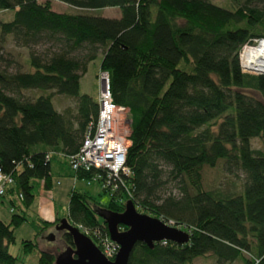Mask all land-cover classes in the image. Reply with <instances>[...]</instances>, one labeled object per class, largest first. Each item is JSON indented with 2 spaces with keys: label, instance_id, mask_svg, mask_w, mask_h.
Masks as SVG:
<instances>
[{
  "label": "trees",
  "instance_id": "trees-1",
  "mask_svg": "<svg viewBox=\"0 0 264 264\" xmlns=\"http://www.w3.org/2000/svg\"><path fill=\"white\" fill-rule=\"evenodd\" d=\"M62 1L78 12L54 11L48 0H0V11H13L0 22L2 35L28 49L48 46L42 56L30 52L26 71L0 69V169L13 180L0 195L9 212L0 218V264H18L8 245L14 229L29 222L39 187L50 189L54 176L86 181L96 172L73 171L68 157L98 116V102L79 87L99 53L113 102L128 110V173L119 174L113 191L103 190L106 204L72 188L68 222L94 241L131 203L189 240L138 242L128 264H192L199 257L264 264V74L242 72L238 58L242 44L264 37V0H228L229 8L211 0ZM105 8L119 15L89 13ZM24 90L41 93L29 99ZM52 93L74 99L75 113L57 110ZM218 164L243 175L239 192L204 189V169ZM59 220L36 216L31 223L38 234ZM60 236L73 247L68 233ZM23 242L24 252L37 245ZM54 260L44 250L36 264Z\"/></svg>",
  "mask_w": 264,
  "mask_h": 264
},
{
  "label": "rangeland",
  "instance_id": "rangeland-1",
  "mask_svg": "<svg viewBox=\"0 0 264 264\" xmlns=\"http://www.w3.org/2000/svg\"><path fill=\"white\" fill-rule=\"evenodd\" d=\"M48 1H50L54 11L78 12L76 8L69 6L62 0ZM211 1L224 8H229L228 0ZM89 13L97 14L103 17H117L119 15V9L105 8L103 10L90 11ZM12 17L13 11H0V22L9 21L12 19ZM47 47L48 46L45 45H38L28 49L17 46L14 44L10 36L2 35L0 33V69H5L9 72L26 71L28 70L26 62L30 52L36 53L38 56H42L46 52ZM100 58L101 53L98 54L95 60L88 63L86 72L80 78L79 92L88 94L95 101H98V92L100 88V82L98 79ZM50 92L52 91H46V93ZM21 93L23 97L33 99L41 92L38 90H24L21 91ZM52 97V102L57 110L60 112L68 110L69 114L75 113L74 99L56 93H52ZM123 116L128 119V116ZM118 127L120 132L123 133V130H125V125L121 124V121L118 122ZM252 145L253 147H258L260 145L259 140L256 138L252 139ZM52 180L53 183L50 189H43L39 187L37 196L34 198L28 210H26V215L29 219V222H24L20 226L16 227L13 231L14 242L8 245V251L17 258L18 264H36L38 255L41 251L49 250L57 255L65 249V245L60 236V231H56L55 227H48L43 230L38 229L40 232L36 234V229L31 223L33 218L36 216L52 221L56 217L61 219L66 215L68 193L72 189L71 183H69L68 177L64 176H54ZM57 181L60 182V185H56ZM242 182L243 175L240 172L237 171L234 174L226 173L222 164H218L214 168H205L203 172L204 189H219L225 192H239ZM78 185L82 186L83 183H79ZM81 189L84 191L88 190L99 203L106 204L110 199V193L104 192L98 183L88 184L87 187ZM167 191H171L175 195L178 194L173 183H169L167 185ZM137 212L150 215L147 212L141 210L139 207L137 208ZM8 215L9 212L7 202H0V218L6 221ZM51 234L53 235V240L50 239ZM27 240L37 242V245L34 246L30 252L23 251L22 245L25 243L23 241ZM192 264H215V259L210 257H199L196 258Z\"/></svg>",
  "mask_w": 264,
  "mask_h": 264
},
{
  "label": "built area",
  "instance_id": "built-area-1",
  "mask_svg": "<svg viewBox=\"0 0 264 264\" xmlns=\"http://www.w3.org/2000/svg\"><path fill=\"white\" fill-rule=\"evenodd\" d=\"M264 54V37H255L246 41L240 47L238 58L241 70L248 74H264V69L259 68V54ZM256 57V59H254ZM252 62V64L250 63ZM100 88L98 92V116L94 123L87 126L84 138L78 151L68 157V163L73 171L96 170L93 176L86 180L87 184L98 183L102 190L113 191L120 173H128L124 165L127 147L128 119L127 108L113 102L106 71L98 72ZM122 115V116H121ZM125 125L121 133L118 122ZM13 184L12 178L0 169V195ZM21 198L20 194L16 195ZM75 226V225H74ZM84 235L88 230L80 225L75 226ZM94 244L105 258L113 260L118 245L109 236L95 233Z\"/></svg>",
  "mask_w": 264,
  "mask_h": 264
},
{
  "label": "water",
  "instance_id": "water-1",
  "mask_svg": "<svg viewBox=\"0 0 264 264\" xmlns=\"http://www.w3.org/2000/svg\"><path fill=\"white\" fill-rule=\"evenodd\" d=\"M118 225L125 227L119 230ZM56 231L66 232L72 238L73 247L68 246L55 255L54 264H128L129 255L136 243L142 242L152 247L155 242L170 241L184 244L189 234L173 227L159 218L139 213L131 203L125 210L109 220L108 236L118 245L113 260L103 256L91 238L81 233L77 227L61 218L55 225ZM53 240V235H50Z\"/></svg>",
  "mask_w": 264,
  "mask_h": 264
},
{
  "label": "crops",
  "instance_id": "crops-1",
  "mask_svg": "<svg viewBox=\"0 0 264 264\" xmlns=\"http://www.w3.org/2000/svg\"><path fill=\"white\" fill-rule=\"evenodd\" d=\"M68 180H69V183H71V187H72V188H77V189H80V190L84 191V190L81 189V188H85V187L88 186V184H87L84 180H76L75 178H72V177H68ZM79 183H83L82 186H84V187L79 186V185H78ZM90 184H94V183H90ZM56 185H60V182L57 181V182H56ZM96 186H97V185H96ZM87 192H89V191L87 190ZM89 193H90V192H89ZM49 221H51V220H49Z\"/></svg>",
  "mask_w": 264,
  "mask_h": 264
},
{
  "label": "bare ground",
  "instance_id": "bare-ground-1",
  "mask_svg": "<svg viewBox=\"0 0 264 264\" xmlns=\"http://www.w3.org/2000/svg\"><path fill=\"white\" fill-rule=\"evenodd\" d=\"M257 58H258L259 68L264 69V54H262V53L259 54L257 56ZM254 59H256V57ZM250 63L252 64V62H250Z\"/></svg>",
  "mask_w": 264,
  "mask_h": 264
}]
</instances>
